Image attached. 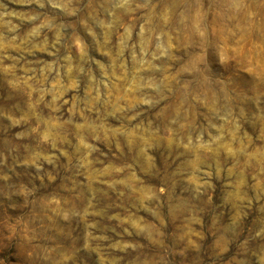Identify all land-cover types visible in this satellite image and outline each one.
I'll return each mask as SVG.
<instances>
[{
	"label": "rangeland",
	"instance_id": "374dc122",
	"mask_svg": "<svg viewBox=\"0 0 264 264\" xmlns=\"http://www.w3.org/2000/svg\"><path fill=\"white\" fill-rule=\"evenodd\" d=\"M0 264H264V0H0Z\"/></svg>",
	"mask_w": 264,
	"mask_h": 264
}]
</instances>
